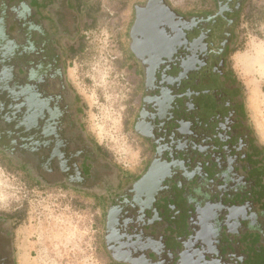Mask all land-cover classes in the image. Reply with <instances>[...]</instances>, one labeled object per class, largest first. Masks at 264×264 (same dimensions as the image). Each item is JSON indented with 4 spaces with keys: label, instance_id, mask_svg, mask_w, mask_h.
I'll list each match as a JSON object with an SVG mask.
<instances>
[{
    "label": "flooded vegetation",
    "instance_id": "af4514ba",
    "mask_svg": "<svg viewBox=\"0 0 264 264\" xmlns=\"http://www.w3.org/2000/svg\"><path fill=\"white\" fill-rule=\"evenodd\" d=\"M251 3L137 7L126 50L140 75L144 157L132 173L88 137L67 80L62 39L80 30L75 3L0 0V151L29 177L97 197L114 261L264 264V147L230 62ZM5 218L0 264H18Z\"/></svg>",
    "mask_w": 264,
    "mask_h": 264
},
{
    "label": "rangeland",
    "instance_id": "374dc122",
    "mask_svg": "<svg viewBox=\"0 0 264 264\" xmlns=\"http://www.w3.org/2000/svg\"><path fill=\"white\" fill-rule=\"evenodd\" d=\"M71 1L81 27L75 38L62 39V47L83 125L113 162L134 173L144 157L134 130L140 75L126 49L136 9L144 0ZM80 1L87 6L84 14L77 7ZM171 1L180 7L200 0ZM252 1L230 62L251 107L253 129L264 145V0ZM0 214L14 224L18 264H122L106 250L104 209L97 197L29 177L1 151Z\"/></svg>",
    "mask_w": 264,
    "mask_h": 264
},
{
    "label": "crops",
    "instance_id": "0c3cea01",
    "mask_svg": "<svg viewBox=\"0 0 264 264\" xmlns=\"http://www.w3.org/2000/svg\"><path fill=\"white\" fill-rule=\"evenodd\" d=\"M252 2H253V1H252ZM251 4H252V3H251ZM245 12H247V11H244V12H243L244 15H245ZM243 14H242V17L244 16ZM242 17H241V18H242ZM244 59H245V57L241 56L240 59H239V62L242 63ZM252 63H253V61H252ZM244 96H245V94H244ZM244 106H245V112H246L247 117H248V119H249V123H250V125H251V127H252V129H253V117L251 116V114H250V109H249V108H251V107H250V105H248L247 97H246V96H245ZM257 137H258V136H257ZM260 143H261V142H260ZM261 144H262V143H261ZM262 146L264 147L263 144H262Z\"/></svg>",
    "mask_w": 264,
    "mask_h": 264
},
{
    "label": "trees",
    "instance_id": "16d2710c",
    "mask_svg": "<svg viewBox=\"0 0 264 264\" xmlns=\"http://www.w3.org/2000/svg\"><path fill=\"white\" fill-rule=\"evenodd\" d=\"M79 1V0H78ZM77 7H78V10L81 12V13H85L86 12V9H87V6H85V3H84V1L82 2V1H80V2H77ZM235 51V50H234ZM77 96V95H76ZM82 112V111H81ZM84 130L86 131V129H85V127H84ZM86 133H87V131H86ZM88 134V133H87ZM88 137H89V135H88ZM90 138V137H89ZM91 139V138H90ZM92 140V139H91ZM93 141V140H92ZM94 142V141H93ZM95 143V142H94ZM96 144V143H95ZM97 145V144H96ZM97 147L102 151V152H104L107 156H108V153L107 152H105L102 148H101V146H99V145H97ZM109 157V156H108ZM8 158V157H7ZM15 164V163H14ZM16 165V164H15ZM26 170V169H25Z\"/></svg>",
    "mask_w": 264,
    "mask_h": 264
},
{
    "label": "water",
    "instance_id": "95a60500",
    "mask_svg": "<svg viewBox=\"0 0 264 264\" xmlns=\"http://www.w3.org/2000/svg\"><path fill=\"white\" fill-rule=\"evenodd\" d=\"M36 103V102H35ZM10 117V116H9ZM10 120V119H9Z\"/></svg>",
    "mask_w": 264,
    "mask_h": 264
}]
</instances>
